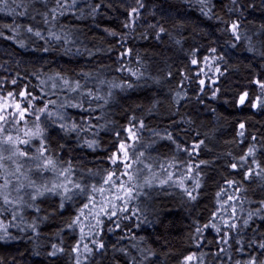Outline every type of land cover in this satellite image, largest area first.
Listing matches in <instances>:
<instances>
[{
	"label": "trees",
	"instance_id": "obj_1",
	"mask_svg": "<svg viewBox=\"0 0 264 264\" xmlns=\"http://www.w3.org/2000/svg\"><path fill=\"white\" fill-rule=\"evenodd\" d=\"M261 84L264 0H0V104L83 189L39 200L0 264H264ZM120 144L143 185L95 214Z\"/></svg>",
	"mask_w": 264,
	"mask_h": 264
},
{
	"label": "rangeland",
	"instance_id": "obj_2",
	"mask_svg": "<svg viewBox=\"0 0 264 264\" xmlns=\"http://www.w3.org/2000/svg\"><path fill=\"white\" fill-rule=\"evenodd\" d=\"M17 104L20 105L21 109H24L21 102L15 103L9 98L0 104V109H3L2 114L8 118L2 125H0L6 129V133L1 134L0 139L3 138L4 134H11L14 138L17 135H20L23 139L29 140L27 145H18L21 150L28 152V157H21L19 155L14 156L12 157V160H5L3 162L6 166L5 169H0V177H6L9 181L7 187L0 188V192L8 194L9 200L12 201L10 204H5L2 195H0V236L4 237H16L17 234H21L25 230L30 229V226L33 227L34 224L30 225L27 223L28 219L26 215L35 212L39 200L45 197H58L66 204L75 201L78 198V195L80 197L83 192L81 191L82 187L76 188L78 182H76L73 176L70 175V172L66 171L64 168H59L55 164L48 166L47 169L42 167L43 160L47 157L45 153L40 159L29 158L34 156L39 157L40 153L37 150L40 147L39 145L34 146L32 144L34 138L25 137L23 132L20 131L21 128H23L24 131H33L30 127L31 125L28 124L27 114H30V110H27L25 113L24 120H21L19 123L14 122L19 118V112L16 109ZM13 113H15V115H13ZM0 147L6 149L4 152L5 156L10 155V151L8 150L10 148L9 145H0ZM127 150L131 155V149L128 147ZM120 157H122V151L116 159V162L121 163L119 159ZM129 162L132 164L130 169H126L123 165L121 166L123 170L122 173L127 171L133 177L131 181H129L128 176L120 174L119 179L112 177V181H115V186L112 181L105 183L106 179L97 187H93L96 191H92L97 196V201L100 202L91 208L93 213L97 214L102 211L104 208L95 209V207H105V204H107L108 201L110 202L109 205L111 207H115L116 203L120 200L130 198L134 188L143 185V182L139 181L140 178L143 179L144 177L141 172L142 169L138 170V164L133 161V157ZM17 167H19L18 172L16 171ZM155 178L156 177H152L151 179L153 180ZM116 182H119V184ZM121 183L124 185L123 188L119 187ZM0 184H2V180H0ZM129 187H133L131 196L127 193ZM17 188H19V191L16 190ZM37 189H40L39 194L36 191ZM48 189H51V191H48ZM65 189H68L69 191L65 192ZM89 189H91V187ZM99 189H103V191L101 192ZM117 197H121V199H118ZM87 206L90 207L89 205ZM221 213L219 219L223 224L222 226H228L234 218V213L226 214L224 210L221 211ZM239 217L240 214L237 218ZM92 218V224L98 221V218H96L94 214L92 215ZM89 221L90 220H86L85 223H90ZM235 225V228H237L238 224ZM229 229L230 227L224 231L226 236L222 240L221 245L223 248L230 246L231 243L228 232ZM185 264H203V262H199L198 256L194 255L193 259L191 261H186Z\"/></svg>",
	"mask_w": 264,
	"mask_h": 264
},
{
	"label": "snow or ice",
	"instance_id": "obj_3",
	"mask_svg": "<svg viewBox=\"0 0 264 264\" xmlns=\"http://www.w3.org/2000/svg\"><path fill=\"white\" fill-rule=\"evenodd\" d=\"M4 3H7V0H3ZM14 2V0H13ZM204 0H201V3H203ZM136 10L133 9V12H135ZM237 25H233L232 26V30L235 32V29H236ZM28 31H31V29L29 28ZM161 31H163V29H161ZM36 35H40L39 32L36 33ZM214 51V50H213ZM193 63H195V61H193ZM201 83H203V81H201ZM262 88H264V84H261L260 85ZM21 95H24V93H21ZM16 109L17 111L19 112V118L18 120L14 121L15 123H19L21 120H24L25 118V113L27 112V109H21L20 108V105L17 104L16 105ZM41 111H44L43 109ZM3 109H0V125L3 124L4 121H6L8 118L7 116L3 115ZM13 115H15V113H13ZM36 119L38 120L39 119V116L36 117ZM141 126H143L141 124ZM241 128H243V125L241 124L240 125ZM21 132H23V135L25 137H32V138H40L42 137V129L39 128V126L36 127V130L33 132L31 130H28V131H24L23 128L20 129ZM130 133H131V129L128 130ZM3 133H6V129L2 126H0V134H3ZM134 133L132 134V137H134ZM130 137V138H132ZM29 143V140L28 139H23L20 135H17L15 138L11 135V134H4L3 135V138L0 139V145H9L10 148L8 149L10 151V155H7L5 156L4 155V152L6 149H4L3 147H0V169H5V164L3 163L5 160H12V157L14 156H21V157H28V152L27 151H24V150H21L19 148V144H24V145H27ZM92 145L89 144V147H91ZM130 147L129 146H126L125 144H120V149L122 151V157H120V162L121 164L126 168V169H130L132 167V164L129 162L132 160V156L130 155V153L128 152L127 148ZM39 151L40 153V156L39 157H29V158H32V159H40V157H43L44 156V153L47 151L44 147H43V140L41 139V147L37 150ZM252 150L249 149V154H251ZM140 155H143V153H140ZM117 159V157H113V160L115 162V160ZM50 165H54V161L51 159V158H48V157H45L44 160H43V163H42V167H44L45 169L48 168V166ZM233 168L236 167V165H232ZM16 171L18 172L19 171V167H17ZM113 175H115V172L111 173L108 177H107V180L105 181V183L109 182V181H112V177ZM121 175H124V176H128V179L129 181L132 180V176L127 172H123L121 173ZM248 176H251L252 175V172L249 171L247 173ZM257 175H259V173H257ZM117 179H119V177H117ZM0 180H2V184H0V188H4V187H7L8 184H9V181L6 177H0ZM113 182V185L115 186V181H112ZM120 188H123L124 185L123 183H121L119 185ZM76 188H80V185H76ZM17 191H19V188L16 189ZM37 193L39 194L40 193V189H37L36 190ZM48 191H51V189H48ZM69 191L68 189H65V192ZM81 191H83V189H81ZM93 191H96L95 188H93ZM99 191H103V189H99ZM131 192H132V188L129 187L127 189V193L129 194V196H131ZM0 195H2L3 197V202L5 204H10L12 203L11 200H9V196L8 194H3L2 192H0ZM189 195H191L189 193ZM35 198V197H33ZM70 198V197H69ZM118 199H121V197H117ZM194 198V197H193ZM110 215L114 216L116 215L115 211H112L110 213ZM232 228H235L236 225L235 224H232L230 225ZM99 247H103L102 244L99 245ZM261 248H264V244H261L260 245ZM193 259V256H188L186 257V260L187 261H191ZM250 264H256L255 260H252L250 261Z\"/></svg>",
	"mask_w": 264,
	"mask_h": 264
}]
</instances>
